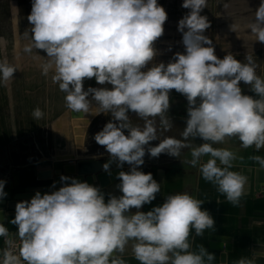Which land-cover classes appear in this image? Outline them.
I'll return each mask as SVG.
<instances>
[{"label": "clouds", "instance_id": "clouds-1", "mask_svg": "<svg viewBox=\"0 0 264 264\" xmlns=\"http://www.w3.org/2000/svg\"><path fill=\"white\" fill-rule=\"evenodd\" d=\"M181 6L189 9L178 22L185 51L165 64L154 63L160 54L155 42L168 19L158 0H32L24 51L46 53L42 75L52 73L69 111L111 115L94 136L111 158L103 169L109 172L112 161L120 168L126 162L130 169L117 176L122 195L108 194L107 201L100 187L61 175L59 190L43 195L37 191L30 200L17 202L10 223L17 227L18 250L0 222V237L7 245L0 250V264H128L124 256L129 245L139 264H216L203 245L193 249L192 229L197 236L214 231L213 217L201 208L204 200L178 192L161 206L141 211L156 199L161 184L139 168L146 153L178 158L190 149L187 162L198 167L228 203L239 206L248 177L233 169L244 157L215 145L235 137L243 149L264 148V77L257 74L252 56L244 57L247 62L233 54L217 57L212 40L204 35L210 22L201 13L208 0H183ZM239 27L230 25L234 32ZM246 27L255 41L264 43V0ZM16 70L0 61V86H7ZM92 78L112 87L85 90V79ZM241 82L256 98L243 93ZM171 90L187 100L186 126L182 138L161 139L157 118L160 129L173 126L168 115ZM129 112L142 119L143 126L133 125ZM44 115L39 107L32 112L34 120ZM197 137L203 143H193ZM156 140L160 142L152 146ZM248 159L264 168V156ZM5 183L0 180V199L7 195ZM260 256L264 251L232 264H257Z\"/></svg>", "mask_w": 264, "mask_h": 264}, {"label": "crops", "instance_id": "crops-1", "mask_svg": "<svg viewBox=\"0 0 264 264\" xmlns=\"http://www.w3.org/2000/svg\"><path fill=\"white\" fill-rule=\"evenodd\" d=\"M20 66L24 70L29 69L30 65L21 64ZM20 80L24 83L25 77H21ZM242 91L244 94L252 95L256 98V94L250 91L249 86L246 89L242 88ZM52 102L56 110L54 111L52 107L48 118L44 116L40 120H34L28 111H19L15 105L11 106V108L9 107L10 109L8 110L0 108V149L5 148L8 143L34 127L43 125L46 120L53 118L55 127L57 129L63 128L64 122L68 120V116L65 114L67 108L65 105L56 106L57 99ZM100 115L104 116L105 114L101 113ZM168 115L173 122V126L170 130L160 129L159 118H157L158 135L161 139L165 137L182 138L181 134L186 126L187 114L184 115L182 111L180 113L179 111H169ZM98 116L93 115L89 119L93 120V118ZM135 118L139 117L136 116ZM72 123L76 136L78 134L83 136L87 132V123H82L79 118H73ZM140 126H143V124ZM196 139L197 145L203 143L200 138L197 137ZM159 142V140L151 141L150 144L156 146ZM215 147L229 148L236 151L239 156L244 157L243 161L235 162L236 166L233 169L248 177L245 195L242 197L239 206L233 207L223 195L217 192L215 186L202 178L199 168L192 167L187 162L191 158L190 149H184L178 158L169 156L166 153H162L158 158H153L146 153L143 158L144 164L140 166L139 170L145 174L152 173L153 178L161 184V191L156 194L155 200L150 204H145L140 210L147 212L153 207L161 206L168 195L178 192H187L199 199H203L204 203L201 208L202 210H207L213 217L215 221L214 231L206 230L203 236H197L194 229H192L191 237L194 238L193 249L195 250L197 245H203L209 253L214 254L216 264H232L234 260L242 256L250 257L253 252L264 251V168H260L259 164L248 159L249 156L254 154L264 156V148L258 151L253 148L243 149L240 147L239 140L235 137L229 138L224 144L215 145ZM77 148L81 150L80 147H76V150ZM82 151L83 153L90 152L87 148H83ZM69 155L67 158H59L50 163L41 160L36 163L25 164L13 170L10 174L0 177V180L6 182L4 191L7 193L6 197L0 199V222H3L9 231H17V227L10 223L15 217V205L17 202L30 200L37 191L40 193L48 192L49 194L53 191L52 188L55 185L54 163L56 161L62 160L63 163L71 161L76 163L79 160L91 158L106 161L110 157L107 152L101 155L85 154L82 156L76 153H70ZM72 155H76V157ZM203 159L206 160L207 157ZM129 169L130 166L125 162L120 171L127 172ZM50 170L52 174L51 177H48L46 173ZM86 178L87 176H84V182H87ZM119 183L118 179L111 180L109 173L102 169L91 185L100 187L107 201L108 194L122 195L117 188ZM135 211V208L131 209L132 213H135ZM253 221H261L262 223L256 225ZM1 243L2 237H0V246ZM124 258L128 261V264H139L131 253V245H129ZM257 264H264V256L258 257Z\"/></svg>", "mask_w": 264, "mask_h": 264}, {"label": "rangeland", "instance_id": "rangeland-1", "mask_svg": "<svg viewBox=\"0 0 264 264\" xmlns=\"http://www.w3.org/2000/svg\"><path fill=\"white\" fill-rule=\"evenodd\" d=\"M182 3L183 0H158V4L166 10L168 19L164 24V34L155 42L160 54L155 57L154 63L167 64L176 52L185 51L182 33L178 31V22L189 9L183 8ZM260 3L261 0H208V7L203 9L201 15L207 16L210 22V27L205 30L204 35L212 40L218 58L223 59L225 55L233 54L238 60L247 62L244 57L252 56L257 74L264 76V43L255 41V37L246 27L247 22L254 18ZM31 7L32 0H0V61H7L17 67L13 79L7 86H0V105L3 106L0 108L8 110L15 105L19 111H28L32 117L33 110L39 107L48 118L54 106L52 101L57 99L56 106L65 105V93L52 82L51 72L48 76L42 75L41 65L44 63L43 57L46 58V53L39 49L32 53L24 51L29 43L25 32L32 27L27 19ZM233 23L240 25L237 32L230 29ZM29 34L31 35L30 32ZM21 64L30 65L29 69L23 70ZM23 76L24 83L20 80ZM240 86L247 88L243 82ZM88 87L112 86L99 85L95 78H92L84 81V89L87 90ZM53 110H56L55 107ZM169 111L179 113L182 111L184 115L187 114V100L175 90L170 92ZM65 114L68 120L64 122L63 128L57 129L52 118L33 129L32 126L27 133L0 149V177L25 164L41 160L50 163L59 158H67L70 153L83 156L107 152L104 146L96 143L94 136L112 119L110 114L99 115L93 120L90 118L87 132L81 137L75 134L71 111L66 109ZM129 116L133 125L144 123L142 119L135 118V113L129 112ZM125 134L127 135L126 131ZM193 143L197 144V139ZM76 147H80L81 150L78 148L76 150ZM83 148L89 149L90 152L83 153Z\"/></svg>", "mask_w": 264, "mask_h": 264}, {"label": "water", "instance_id": "water-1", "mask_svg": "<svg viewBox=\"0 0 264 264\" xmlns=\"http://www.w3.org/2000/svg\"><path fill=\"white\" fill-rule=\"evenodd\" d=\"M73 118H79L82 123L86 124L89 122V118L93 115L91 113L85 114V113H79L72 111ZM85 115V116H84ZM77 131H79L77 129ZM110 157L106 159V161L101 159H85V160H79L78 162H69V163H63L62 160L56 161L54 163L55 167V186L52 188L53 191L59 190L60 187L63 186V184L60 181L61 175H65L71 178H75L79 180L80 182H84V176H87L86 181L89 184H92L94 179L96 178L97 174L100 173V171L103 169V165L105 163H109ZM109 176L111 180L117 179L118 173L120 172V168L117 167V163L115 161H112L110 163V169H109ZM108 172V173H109ZM52 171H48L46 173V176L51 177ZM67 183H71V181H67ZM48 193L43 192L42 195Z\"/></svg>", "mask_w": 264, "mask_h": 264}, {"label": "built area", "instance_id": "built-area-1", "mask_svg": "<svg viewBox=\"0 0 264 264\" xmlns=\"http://www.w3.org/2000/svg\"><path fill=\"white\" fill-rule=\"evenodd\" d=\"M10 232V236L9 239H11L13 241L14 247L16 250H18V246H19V238L16 235L17 231H9ZM7 245L5 244V238L2 237V243L0 246V250H3Z\"/></svg>", "mask_w": 264, "mask_h": 264}, {"label": "bare ground", "instance_id": "bare-ground-1", "mask_svg": "<svg viewBox=\"0 0 264 264\" xmlns=\"http://www.w3.org/2000/svg\"><path fill=\"white\" fill-rule=\"evenodd\" d=\"M90 100H91V99H90ZM92 103H93V104H95V101H92ZM79 136L81 137V135H80V134H78V137H79Z\"/></svg>", "mask_w": 264, "mask_h": 264}]
</instances>
